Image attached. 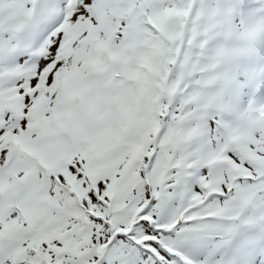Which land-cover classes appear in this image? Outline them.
<instances>
[{
  "label": "snow or ice",
  "instance_id": "snow-or-ice-1",
  "mask_svg": "<svg viewBox=\"0 0 264 264\" xmlns=\"http://www.w3.org/2000/svg\"><path fill=\"white\" fill-rule=\"evenodd\" d=\"M0 264H264V0H0Z\"/></svg>",
  "mask_w": 264,
  "mask_h": 264
}]
</instances>
